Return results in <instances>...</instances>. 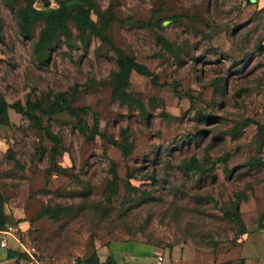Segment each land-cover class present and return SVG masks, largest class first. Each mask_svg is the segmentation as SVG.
Here are the masks:
<instances>
[{"label":"rangeland","instance_id":"obj_1","mask_svg":"<svg viewBox=\"0 0 264 264\" xmlns=\"http://www.w3.org/2000/svg\"><path fill=\"white\" fill-rule=\"evenodd\" d=\"M49 1L0 0V91L11 104L62 95L87 107L89 130L68 110L41 114L57 144L10 107L0 239L16 249L2 264H264V0H86L157 75L133 69L130 101L113 94L118 52L100 31L70 20L38 57L45 20L25 35L22 10L82 3ZM194 156L202 169H184Z\"/></svg>","mask_w":264,"mask_h":264},{"label":"trees","instance_id":"obj_2","mask_svg":"<svg viewBox=\"0 0 264 264\" xmlns=\"http://www.w3.org/2000/svg\"><path fill=\"white\" fill-rule=\"evenodd\" d=\"M81 1L82 3L84 2L85 4H87V7L82 3L72 4L68 1H61V6L59 8L50 9L46 12L37 10L32 6L31 3L28 8L22 10L19 17V24L22 33L25 35H30V26L33 24L36 16L42 15L45 20V25L44 27H42L40 35L34 44L35 51L38 57H40L41 59L44 58V56H46L45 53L49 52L50 49H52L54 41H56L59 35H61L62 33H64L66 37H70L72 30L69 21L73 20L78 24V27L83 33H85L88 28H93L97 31H100L102 38L111 42L113 47L117 50L118 70L115 72L114 78L112 79L113 94L115 96L130 101L127 88L130 83V75L133 69H136L146 75H152L153 81L157 83V75L153 73V71L145 63L139 62L131 56L125 54L123 49L117 46L113 42V40L109 36L104 34L101 28L98 27L97 23L91 18V13L94 9V5L86 0ZM45 2L47 4L50 3L49 0H45ZM101 15L105 16L104 14ZM144 23L145 22H143V24ZM148 24L152 25L151 21H148ZM161 39L165 41L164 38ZM10 107H14L20 113L25 114L29 119H31V121H34L41 130H47L49 135L56 141L57 144H59L58 137L51 133L43 125L41 114L52 115L64 110H68L73 116L77 118L79 125L83 130H89V125L82 116V112L85 111L87 107H74L69 103V100L62 95H59L53 101L50 100L48 104H45V101L42 98H28L26 104L22 103V101L20 100L14 104H11L6 98L5 94L0 91V124L11 123L9 113ZM36 111H39L40 113H37ZM95 126L96 131H99L100 127L98 118H96ZM89 133L92 138H95L96 133L94 131H90ZM117 143L125 150L126 153V146L118 141ZM182 167L188 170L202 169V164L199 162L197 157L194 156L190 160L184 161ZM115 178H119V176L115 174ZM5 223L6 220L4 218V215L2 211H0V229H3L5 227ZM14 253V250L10 249L8 255L13 256ZM88 264L95 263L90 261V263Z\"/></svg>","mask_w":264,"mask_h":264},{"label":"crops","instance_id":"obj_3","mask_svg":"<svg viewBox=\"0 0 264 264\" xmlns=\"http://www.w3.org/2000/svg\"><path fill=\"white\" fill-rule=\"evenodd\" d=\"M20 215V214H19ZM18 217H20L19 218V226L22 228V229H25L26 227H27V223L29 222V220L28 219H26V218H21L22 216H18ZM6 231V232H5ZM0 232L1 233H11V231H9V230H7V229H0ZM4 234H1V239L2 238H5L6 240H7V238L5 237V236H3ZM1 239H0V245H1ZM8 240H7V245L6 246H2V248L4 249V251L3 252H1L0 251V264H2V263H5V262H7V263H9V261L12 259V258H14L15 256L13 255V256H9L8 255V253H9V250L10 249H16L14 246H10L9 247V244H8ZM10 243H12V242H10ZM0 246V247H1ZM8 247V248H7ZM156 248H158V247H156ZM15 251V250H14ZM160 255H163L162 254V252L159 254V256ZM164 256V255H163ZM11 258V259H10ZM163 259H164V257H163ZM117 261V260H116ZM163 262V260L160 262V263H162ZM117 263V262H116ZM118 264V263H117Z\"/></svg>","mask_w":264,"mask_h":264},{"label":"built area","instance_id":"obj_4","mask_svg":"<svg viewBox=\"0 0 264 264\" xmlns=\"http://www.w3.org/2000/svg\"><path fill=\"white\" fill-rule=\"evenodd\" d=\"M1 245H2V246H6V245H7V240H6L5 238H2V239H1ZM162 259H163V255H160L158 261L161 262Z\"/></svg>","mask_w":264,"mask_h":264}]
</instances>
